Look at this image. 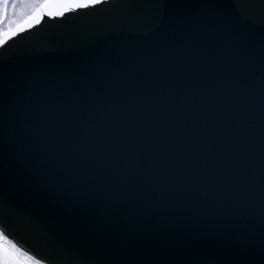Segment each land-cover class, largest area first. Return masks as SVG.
<instances>
[{
    "label": "water",
    "instance_id": "1",
    "mask_svg": "<svg viewBox=\"0 0 264 264\" xmlns=\"http://www.w3.org/2000/svg\"><path fill=\"white\" fill-rule=\"evenodd\" d=\"M0 201L43 264H262L264 0L44 10L0 46Z\"/></svg>",
    "mask_w": 264,
    "mask_h": 264
},
{
    "label": "snow or ice",
    "instance_id": "2",
    "mask_svg": "<svg viewBox=\"0 0 264 264\" xmlns=\"http://www.w3.org/2000/svg\"><path fill=\"white\" fill-rule=\"evenodd\" d=\"M21 0H0V24L8 19L9 8L11 7L13 15L17 8V4ZM103 0H40L34 5V12L28 16L23 23H17L16 27L9 26L6 29H0V46L5 45L13 36L25 26H31L33 23H38L41 13L47 10L49 16L63 15L65 11L77 9H92ZM4 208L3 201H0V212ZM58 256H60L65 264H82V258L73 249L54 248ZM23 257V258H22ZM0 264H43V261L37 260L34 257L28 256L22 252L20 248L13 243L12 240L5 235V231L0 228ZM264 264V260H262Z\"/></svg>",
    "mask_w": 264,
    "mask_h": 264
},
{
    "label": "flooded vegetation",
    "instance_id": "3",
    "mask_svg": "<svg viewBox=\"0 0 264 264\" xmlns=\"http://www.w3.org/2000/svg\"><path fill=\"white\" fill-rule=\"evenodd\" d=\"M39 2L40 0H21V2L17 4L15 15H13L12 9L10 7L8 19L0 24V29H6L9 26L12 27L23 17L29 15L34 10V5Z\"/></svg>",
    "mask_w": 264,
    "mask_h": 264
}]
</instances>
